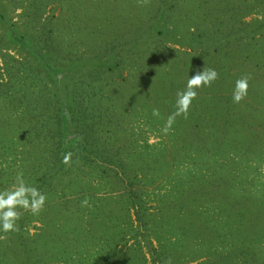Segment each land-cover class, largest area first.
I'll return each instance as SVG.
<instances>
[{"label":"trees","instance_id":"16d2710c","mask_svg":"<svg viewBox=\"0 0 264 264\" xmlns=\"http://www.w3.org/2000/svg\"><path fill=\"white\" fill-rule=\"evenodd\" d=\"M128 1L0 0V190L47 195L0 264H264V0Z\"/></svg>","mask_w":264,"mask_h":264},{"label":"clouds","instance_id":"9594fccd","mask_svg":"<svg viewBox=\"0 0 264 264\" xmlns=\"http://www.w3.org/2000/svg\"><path fill=\"white\" fill-rule=\"evenodd\" d=\"M141 6L149 3V0H137ZM219 79V73L214 68L204 67L198 70L186 81L185 87L176 92L175 111L169 115L161 131L167 134L172 129V125L177 117L187 118L193 101L198 96V89L211 87ZM250 77L245 75L235 81L232 92V102L239 104L248 95ZM159 109H153V115L159 116ZM72 153L63 157V163L71 166ZM47 195L42 193L37 187L28 184L22 173H18L15 182L0 190V232H19V220L24 213L39 215L45 207ZM87 198L82 201V206H88ZM6 235H0V239H6Z\"/></svg>","mask_w":264,"mask_h":264},{"label":"rangeland","instance_id":"374dc122","mask_svg":"<svg viewBox=\"0 0 264 264\" xmlns=\"http://www.w3.org/2000/svg\"><path fill=\"white\" fill-rule=\"evenodd\" d=\"M125 1H126V3L131 2V1H128V0H125ZM133 5H134V2L132 1V3L130 5H128L126 11L127 12H131L133 7H134ZM254 16H256V15L255 14L249 15V16H247V19H250V18H252ZM170 98L172 99V97H170ZM243 130H246V129H243ZM157 139H158V137L156 135H154L153 132L148 135V141L149 142L155 141ZM248 173H249L248 174L249 177L246 178V179H247L248 183L250 184V187L253 190L260 189V186L262 187L263 183H264V162L258 163V165L256 167V171L252 170L251 173L250 172H248ZM252 174H254V176H252ZM34 229L35 228L32 225L29 227L30 231H33Z\"/></svg>","mask_w":264,"mask_h":264}]
</instances>
